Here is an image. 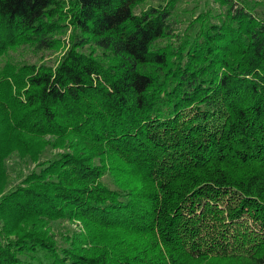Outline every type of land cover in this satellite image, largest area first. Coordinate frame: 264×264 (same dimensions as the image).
<instances>
[{"label":"trees","instance_id":"trees-1","mask_svg":"<svg viewBox=\"0 0 264 264\" xmlns=\"http://www.w3.org/2000/svg\"><path fill=\"white\" fill-rule=\"evenodd\" d=\"M146 1L0 0V59L71 29L0 80V264H264V9Z\"/></svg>","mask_w":264,"mask_h":264},{"label":"rangeland","instance_id":"rangeland-1","mask_svg":"<svg viewBox=\"0 0 264 264\" xmlns=\"http://www.w3.org/2000/svg\"><path fill=\"white\" fill-rule=\"evenodd\" d=\"M158 0H148L146 2L140 3L138 5V11L145 9L151 5H155ZM253 3H256L259 8L264 9V0H252ZM176 26L178 30L176 32H181L185 27L190 23L196 22L198 19L202 18L204 15L213 19V21L221 23L229 20L227 5L223 0H179L176 3L175 10ZM70 32L69 29L66 33L60 34L59 45L55 46L50 50H45L43 52H33L31 49L14 50L9 55H7L6 60L4 57L0 59V80L4 78L6 72L10 69H15L19 61L30 60L36 62H44L48 64H57L61 56L64 54L70 45ZM16 52V53H15ZM10 82V80H8ZM8 84V83H7ZM4 84L1 85L0 97H6L8 92L2 88ZM11 85L5 84V89H9ZM14 156L8 159L10 168L8 171L7 178L9 183H17L19 164H24V160L21 158L18 152L12 153ZM22 159V160H21Z\"/></svg>","mask_w":264,"mask_h":264}]
</instances>
